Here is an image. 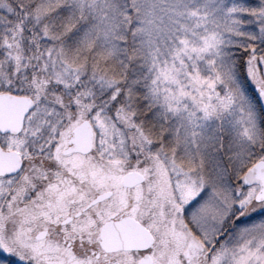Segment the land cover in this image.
Returning a JSON list of instances; mask_svg holds the SVG:
<instances>
[{
  "label": "snow or ice",
  "instance_id": "obj_1",
  "mask_svg": "<svg viewBox=\"0 0 264 264\" xmlns=\"http://www.w3.org/2000/svg\"><path fill=\"white\" fill-rule=\"evenodd\" d=\"M0 264H264V0H0Z\"/></svg>",
  "mask_w": 264,
  "mask_h": 264
}]
</instances>
